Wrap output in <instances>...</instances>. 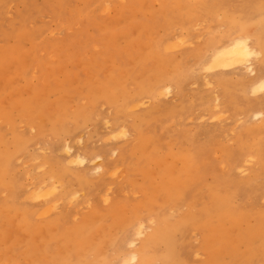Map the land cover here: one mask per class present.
<instances>
[{"label":"rangeland","instance_id":"1","mask_svg":"<svg viewBox=\"0 0 264 264\" xmlns=\"http://www.w3.org/2000/svg\"><path fill=\"white\" fill-rule=\"evenodd\" d=\"M206 1L0 0V161L15 155L6 179L19 180L23 192L30 181L44 177L60 192L67 187L76 193L61 200L56 212L41 215L39 203L27 201L22 192L11 201L15 187L2 186L0 264H60L67 248L68 262L79 257L90 264L99 259L98 246L108 264H120L139 219L152 224L146 233L151 235L191 214L197 215V223L177 233L178 250L191 247L189 264H264L262 243L245 254L252 258L244 259L239 256L247 252L246 243L228 249L225 241L236 246L234 234L258 220L264 198L244 193L236 199L235 208L241 207L239 214L245 217L239 229L228 213L211 216L206 211L207 185L261 172L257 152L248 171H234L225 160L223 149L237 147L255 95L242 74L213 67L208 45L241 35L254 42L264 37V0H213L211 12L200 6ZM255 47L259 70L264 50ZM156 51L180 61L182 69L180 80H163L171 93L153 97L144 87L155 84L159 71L167 73L174 66L165 62L159 67L152 56ZM223 72L228 73L225 85L219 83ZM127 97L138 103L124 106ZM143 114L147 117L141 118ZM82 115L88 118L82 121ZM254 122L262 127L257 138L264 139V115ZM65 129L74 132L68 135ZM17 137L28 142L23 152H16ZM65 141L88 157L100 154L106 169L111 163L116 167L79 181L66 172L72 166L60 148ZM114 146L117 153L111 154ZM202 149L206 152L196 167L201 187L179 201L172 187L187 176L176 171L183 168L185 154ZM61 168L63 175L49 177ZM99 178L102 184L96 187ZM153 263L162 264L160 259Z\"/></svg>","mask_w":264,"mask_h":264},{"label":"bare ground","instance_id":"2","mask_svg":"<svg viewBox=\"0 0 264 264\" xmlns=\"http://www.w3.org/2000/svg\"><path fill=\"white\" fill-rule=\"evenodd\" d=\"M212 1L213 0H207L200 5L202 6L201 8H205V11L211 12L213 10L211 4ZM179 5L181 9H184L182 3H179ZM261 24H258V27L261 26ZM255 43L261 46L264 50V37H257L254 42L248 35H241L239 37L230 38L225 40L221 44L216 42H209L208 45L209 47H211V58L209 61H212V64L214 65L213 67H231L233 68V71L236 70L234 73L239 72L240 74H242L241 76L243 80H247L246 85L250 89L251 93L255 95V98L253 100H250L247 109V112L250 113L249 119L251 121H245L241 126L238 134L237 147L229 149L224 148L223 154L225 156V160L228 163V166H230L232 170H239L242 172L248 171L250 169L249 164L252 161V157L257 152V156H259L258 163L261 165L259 167V170H261V172L257 173L253 177H251V175L243 177L246 179H236L229 176L227 179H218V181L215 180L212 184L207 185L210 204L206 205V211H208L211 216L228 213L230 218L234 221V229L237 227V229H239V227H241V223L239 224V221L243 223V220L245 219V217L239 214L240 211L238 210L241 209V207L235 208L236 205L234 204L236 199L242 196V194L244 193L252 194L253 198L257 200L264 198V182H261L262 180L264 181V139L259 140L257 138V136L263 134L261 132L262 127H258L257 125H255L257 122H254L260 120L264 115L262 111L264 110V97L259 96L264 91V66L259 70H257L254 66L253 60L259 56V51L255 47ZM152 56L156 59L159 67H163L165 62H171L174 66L170 72L165 73L163 71H159L154 78L155 84L149 87L146 86L144 87V89H142L145 92H149L148 94L153 95V97L159 96L164 91L165 94L168 95L169 93H171V85H167L165 82H163V80H165V78L175 79L176 77L180 80L182 65L180 61L174 58L169 60V58L162 54L160 51H156V53L152 54ZM243 73H247L254 77L251 80H248L243 76ZM226 75H228V73H221L222 78L219 81L220 84L222 83L223 85H225V82L227 80V78L225 77ZM207 98L210 99L211 97ZM133 99L134 97H127L124 101V106H134L136 103H138L136 99ZM217 102L218 100L216 98V103ZM140 117L146 118L147 114L145 116L143 114ZM87 118V115H82V121L86 120ZM65 132L68 135H72L74 131L71 130L70 132V130L65 129ZM78 139L80 141L83 139V137L80 136ZM212 142L213 141H210L211 144H213ZM27 145L28 142L25 139L20 137H17L15 139L16 152H23ZM74 147V143H72L71 141H65L60 148L65 151L66 161L69 165L72 166V169H66V172H70L72 175L76 176L79 181L93 180V176L102 175L107 172V170H111L116 167V164L111 163L107 164L106 169L104 167L102 156L100 154L94 155L93 157H88L86 155H83L79 150H74ZM117 149L118 147L116 146L112 147L111 154H116ZM205 152L206 151L203 149L196 155H192L188 152L182 158L183 168L178 169L176 173L182 171L184 174H186L187 178L179 186L173 184L174 187H172V189H174V194H176L178 197V200L181 199L182 201V198H185L189 191H194L201 187L202 179L199 177L196 167L198 161H200V159L202 158L201 154H203L204 156ZM14 156L15 155L8 154L4 157V161H0V188L2 186L4 188H9L10 186L8 184L10 183L12 187H15L16 189V192H13L9 195V200H15L16 197L22 192V194H25L24 197H26L27 201H34L42 206L41 215H50L56 212L58 208H60L62 202L61 200L65 199L68 196H75L76 193L70 192L67 187H64V190L60 192V190H58V187L53 186L49 178L44 177L30 181L27 185V188H25V192H23V186L19 183V180L6 179V176L9 174L8 170L12 165ZM76 164H81L85 167L88 166V168L80 170L74 169V166H76ZM174 167H170V174L174 172ZM64 172L65 169L63 168L53 169L49 172V177L58 178L63 175ZM176 180H178V178ZM94 183V186L98 187L99 184H102V178L95 180ZM110 191L111 187L106 188L107 197L105 201L108 200ZM257 219L258 220L254 224H250L251 222H249L245 229H239V232L237 234H234L237 238L234 243L236 246L230 245L229 240H225L229 245L227 247L228 249L237 247L240 243H246L245 245L248 250L247 252L242 253L239 257H243L246 253L252 252L256 248L257 242L262 243L261 248L264 247V212H260ZM87 223L90 222L87 221ZM190 223H197V215H186L181 218L179 222L169 221L165 226L159 227L153 234L149 235L146 233L149 228H152V224L146 225L145 220L139 219L135 223V227H133L130 237L125 242L126 248L128 247L129 249L123 251V257H119V263L154 264V260L160 259L162 264H189L187 262V258L191 256V247H189L188 245L184 247L183 245L182 250H178V246L180 244H178L179 242L177 240V233H183L188 228V224ZM209 232L214 233V229L211 228ZM230 233L231 232L228 231V234ZM76 235L77 234H75L74 236ZM144 236H146L145 241L142 240ZM105 237L107 238L108 236L105 235ZM139 239L142 240L141 244L143 245L138 247L137 243ZM162 245H164V251L159 252V249ZM90 246L92 245H89V247ZM98 251L99 259H96L90 264H108V255L104 254L103 252L101 253V248L99 246ZM236 251L237 250L234 251V256L236 255ZM70 252L71 249L67 248L65 251V256L61 259L60 264H82L79 260V257L75 258L74 261L72 258L71 261L68 262L67 255L70 254ZM251 255H245L244 259L247 257H249V259L252 258L250 257ZM217 257V261H220L222 255H219Z\"/></svg>","mask_w":264,"mask_h":264}]
</instances>
